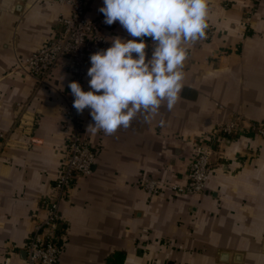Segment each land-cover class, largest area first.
Masks as SVG:
<instances>
[{"label":"crops","instance_id":"0c3cea01","mask_svg":"<svg viewBox=\"0 0 264 264\" xmlns=\"http://www.w3.org/2000/svg\"><path fill=\"white\" fill-rule=\"evenodd\" d=\"M87 1L89 17L97 16L103 0ZM208 9L211 39L186 45L171 110L165 101L111 135L91 130L90 109L81 112L82 138L97 162L61 204L60 264H264L262 135L247 129L226 137L204 193L168 188L186 184L206 134L238 117L264 126V0H208ZM70 11L59 0H0V264H27L35 220L45 216L41 203L65 160L70 73L58 67L39 81L20 64L58 35ZM104 34L110 46L117 36L141 39L118 21ZM146 52L150 58L149 45ZM148 181L158 183L157 194Z\"/></svg>","mask_w":264,"mask_h":264},{"label":"clouds","instance_id":"9594fccd","mask_svg":"<svg viewBox=\"0 0 264 264\" xmlns=\"http://www.w3.org/2000/svg\"><path fill=\"white\" fill-rule=\"evenodd\" d=\"M104 22H119L131 37H114L111 46L90 56L89 90L69 82L78 112L90 109L93 131L113 134L127 128L138 113L155 114L166 101L180 99L186 45L205 36L208 0H103ZM153 41L148 57V44ZM147 118V117H146ZM88 128V129H89Z\"/></svg>","mask_w":264,"mask_h":264},{"label":"built area","instance_id":"2783aa9c","mask_svg":"<svg viewBox=\"0 0 264 264\" xmlns=\"http://www.w3.org/2000/svg\"><path fill=\"white\" fill-rule=\"evenodd\" d=\"M252 1L257 3L259 0ZM59 2L69 6L71 10L68 16L60 18L61 30L44 49L21 62L20 68L39 81H43L54 69L65 67L70 73L71 81L79 82L84 89L91 54L110 46L104 34L105 17L101 12L95 17H89L90 6L87 0H59ZM212 33L213 28L207 24L202 40L211 39ZM147 41L152 51L153 41L150 37ZM71 100L67 115L72 119V129L68 137L65 160L54 184L53 195L46 197L41 203L45 216L35 220L34 230L26 248L27 264H60L64 239L61 228V204L69 198L70 192L80 178H87L93 174L97 162V151L82 138L81 112L73 107L72 93ZM247 129H252L264 137V126L257 124L246 126L245 120L241 117L203 136L196 146L186 184L170 183L168 188L177 195L193 196L204 193L212 171V160L221 142L226 137ZM146 189L150 194H157L161 188L155 181H148Z\"/></svg>","mask_w":264,"mask_h":264}]
</instances>
